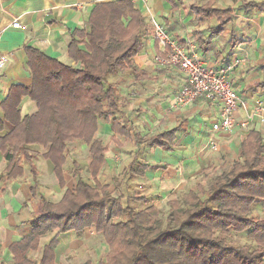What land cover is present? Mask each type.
Instances as JSON below:
<instances>
[{
	"label": "trees",
	"instance_id": "obj_1",
	"mask_svg": "<svg viewBox=\"0 0 264 264\" xmlns=\"http://www.w3.org/2000/svg\"><path fill=\"white\" fill-rule=\"evenodd\" d=\"M235 9L246 14L264 11V1L243 2L237 8L201 1L193 3L190 12L198 22L216 19L219 24L211 33L214 36L232 22ZM143 13L132 0L96 2L85 26L70 32L72 63L26 47L32 82L13 85L3 102L4 119L12 129L0 137V152L6 160L0 181L22 177L28 166L34 183L32 195L39 206L29 220L30 232L9 246L13 264H59L56 249L60 235L70 231L81 234L90 228L104 236L109 248L106 261L100 264H264V219L252 216L255 203H264V137L260 130L248 131L236 159L208 184L198 181L170 199L164 219L160 207L148 203L145 196L123 201V195L114 196L109 185L99 180L108 152V146L95 136L101 121L135 142L137 152L127 173L130 178L144 176L150 167L138 160L139 153L146 147L172 151L180 128L143 135L119 119L126 117L123 108L127 99L113 77L125 74L140 80L146 75L135 63L150 34ZM200 34L195 33L197 45L209 51L212 41ZM237 43L233 41L231 47ZM262 74L257 87L264 91V67ZM25 96L38 109L22 116L20 105ZM74 143L88 146L92 178L83 176L78 163L73 162L77 182L54 202L38 184L35 158L40 155L51 160L59 185L64 187V168ZM135 202L144 207L137 208ZM50 233L53 237L40 248L41 238ZM237 235H246L249 241L240 243Z\"/></svg>",
	"mask_w": 264,
	"mask_h": 264
},
{
	"label": "crops",
	"instance_id": "obj_2",
	"mask_svg": "<svg viewBox=\"0 0 264 264\" xmlns=\"http://www.w3.org/2000/svg\"><path fill=\"white\" fill-rule=\"evenodd\" d=\"M98 1L105 0H96V2ZM149 1L152 10L165 28L184 46L194 43L199 55L209 66L228 65L235 58L244 60L231 72L232 84L243 102L251 107L257 99L264 98V91L257 87V83L262 79V68L264 67V11L255 10L246 14L243 10L235 9L232 22L225 26L220 35L212 36L211 33L216 28L210 30L209 35L205 33L204 28H189L190 23L185 18L193 20L195 17L193 13L191 16L187 15V12L183 14L180 10H176L175 0L172 2L167 0ZM212 1L216 2V0ZM247 1L261 2L264 0H238L236 5L221 6V8H237L241 3ZM90 2L92 1L0 0V31H3L0 52L8 56L7 65L0 69V124L3 125V130H0V137L12 129V124L4 119L3 110V102L6 100L10 88L17 84L30 85L32 82L31 71L27 63L26 47L38 48L51 57L72 63L68 54L70 32L75 28L85 26L90 11L88 6L92 4ZM172 10L178 11V13L174 14ZM16 17L19 18L21 24L26 26V29L11 26ZM217 23L219 24L218 21ZM196 32H201L200 35L204 38H210L212 42L218 37L222 39L226 36V39H222L223 41L219 46L216 45L217 48L213 47V49H218L216 51L218 53L222 51L221 48H225L227 53L220 55L218 59L212 54V47L209 51L204 52L194 39ZM233 41H238L234 48L231 47ZM159 57L166 58L167 54L163 52L154 36L149 34L143 51L135 58L136 65L146 75L140 80H135L133 76H127L123 83L124 88L122 82L119 86L121 96L127 99L123 108L126 117L122 118L121 114H118L121 117L119 118L120 121L134 125L143 135L153 134L156 131H170L177 126L180 127L172 151L167 152L159 147H146L138 155V160L141 163L149 164L150 167L144 171V176L131 177V183L134 186L137 185L135 190L149 200L160 197L167 200L172 194L185 190L202 169L209 167L215 161V156H219L221 149L237 155L240 142L251 128L260 130L264 137V123L259 121L251 124L249 129L237 127L230 133L213 131L212 124L218 119L221 108V102L218 100L210 101L201 98L190 106L176 108L174 98L179 89L186 83V75L180 68L158 61ZM224 60H229V63L226 64ZM20 109L21 115L25 116L35 113L38 108L33 100L25 96L22 99ZM244 114L245 110L240 105L237 115L242 117ZM106 123V121L104 123L101 121L99 130L95 135L105 145L108 143L103 137ZM107 124L110 131L105 137H109L112 145L120 148L123 142L125 145L133 142L136 148L132 137L125 138L114 133L111 124ZM211 140L216 142L217 149L211 146ZM141 154H143L142 157H140ZM120 155L109 159L107 152L106 163L109 162L111 166L117 165ZM35 164L38 171V184L41 187L43 173L46 170L51 169L52 175L55 176L54 165L51 160L40 155L35 158ZM107 164L99 177L105 173ZM5 166L6 160L0 152V176ZM38 169L41 174H39ZM127 173L128 168L126 176ZM55 178L59 185L56 176ZM65 180L66 185L64 187L59 185L61 190L73 188L68 185L66 172ZM33 184L28 166L25 167V173L22 177L7 182L0 181V264L14 263L13 255L9 249L10 244L20 240L30 232L29 220L32 217L28 218L29 215L26 213L27 209H30V204L37 200L32 195L31 185ZM64 192H62V196ZM153 203L159 204L158 200L153 201ZM75 234L77 233H74L73 236ZM59 240L61 243V238ZM60 243L56 249L57 261L58 250L61 248ZM40 248L42 247L40 246Z\"/></svg>",
	"mask_w": 264,
	"mask_h": 264
},
{
	"label": "rangeland",
	"instance_id": "obj_3",
	"mask_svg": "<svg viewBox=\"0 0 264 264\" xmlns=\"http://www.w3.org/2000/svg\"><path fill=\"white\" fill-rule=\"evenodd\" d=\"M91 1L92 2L90 3L92 4L88 6V8H91L96 2V0H91ZM196 1L197 2L202 1L203 4L209 6L226 7V6L236 5L238 0H216V2H213L212 0H175L176 10H180V12H183V14L187 12V15H191L190 12L191 5ZM151 11L154 13L152 8ZM176 12L178 13V11ZM176 12L173 11L174 14H176ZM143 14L146 20L148 31L152 35V25L149 20V17L146 13ZM185 19H187V21L190 23L189 28H194V27L204 28V30L206 31L205 33L207 35H209L210 30L216 28L218 24L216 20L198 22L195 19L193 20H190L189 18H185ZM224 38L226 39V36ZM222 39L218 37V39L212 42V46H211L212 47L211 51L213 52L212 54L218 57V59L220 58V55L227 53L225 48H221L222 51H219L220 53L216 52L218 51V49L217 50L213 49V47L217 48L216 45L219 46V44L223 41ZM126 77L127 75L124 74V75L115 76L113 77V79H117L119 80V83L122 82L123 84ZM123 88H124V84H123ZM102 122L104 123V121ZM105 128L106 130L104 129L103 131L104 133L103 137L108 142L107 145L109 149L108 150L109 159H112L114 157L116 158L120 154L121 155L117 165L114 164V166H111L109 162L108 164L106 163L107 167L105 168V173L101 174L99 177L101 183L108 184L109 190L113 193L114 196L123 195L124 196L123 201H125L127 197L133 198L136 195H141V193H138V191L135 190L138 186L137 185L134 186L133 183H131L132 178L126 176L127 168L136 152V148L134 147L133 142H129L127 145H125L123 142L120 148L116 147L112 145L111 140L109 139L108 136L105 137V135L109 134L110 131V127L108 126L107 123L105 125ZM39 150L43 152V149L39 148ZM142 156L143 154L140 155V157ZM236 157L237 155L235 153L231 151H226L225 149H221L219 152V156L217 157L215 156V161H213L212 164L205 171L202 172L200 171L191 181V183L187 186L185 191L188 190L193 185H195L198 181H202L203 183L208 184L209 180L212 177L220 173L227 166V164L235 160ZM73 162L78 163L79 168L84 176L91 178L89 172V154H88L87 145L74 143L71 144L70 146L68 163L65 165L66 179L70 187H74L77 182V178L73 175V170H74ZM39 174H41L40 170H39ZM43 174L44 176L42 178V184H41L42 190H44L49 200L58 201V199H60V197L62 196V192H64L65 189L61 190L55 176L52 175L51 173V169L46 170V172H44ZM179 193L180 192L176 194H172L171 196H169L167 200H163V198L161 197L157 199H150L148 200V203H152L153 201L158 200L159 204L157 205L161 209V218L164 219L170 211V204H169L170 199L176 197ZM135 204L137 208L144 207V205H142L141 203L135 202ZM29 208L30 209H27L28 211L26 213V215H29L28 218L32 217L34 211L37 210L38 201L35 200L34 203H31ZM252 216L258 219H264V203L261 204L255 203V206L252 211ZM74 233L76 232L70 231L60 236L61 248L58 250L59 264H83L88 260L91 261L92 264H100L101 262L106 261L109 248L105 241L104 236L101 233H98L95 228L86 229L83 233L75 234L73 236ZM53 234L50 233L43 236L40 242V246L43 247L45 244H47ZM235 239L240 243H247L249 241L246 235H237ZM33 256H38V253H33Z\"/></svg>",
	"mask_w": 264,
	"mask_h": 264
},
{
	"label": "built area",
	"instance_id": "obj_4",
	"mask_svg": "<svg viewBox=\"0 0 264 264\" xmlns=\"http://www.w3.org/2000/svg\"><path fill=\"white\" fill-rule=\"evenodd\" d=\"M149 17L152 25V36L157 40L166 58L159 57L157 60L163 63L174 65L186 75V83L179 89L174 98L176 108L192 105L201 98L210 101L221 102L219 117L212 124L215 132H233L237 127L249 129L256 121L264 123V98H259L249 107L242 101L237 90L234 88L231 79V72L244 62L243 59L235 58L228 65L209 66L199 55L194 43L187 46L179 43L165 26L158 20L151 11L149 0H132ZM13 28L26 29L18 17L13 19ZM0 31V43L3 37ZM8 62V56L0 52V69H3ZM243 106L245 114L242 117L237 115V110ZM211 146L217 149V144L211 140Z\"/></svg>",
	"mask_w": 264,
	"mask_h": 264
}]
</instances>
